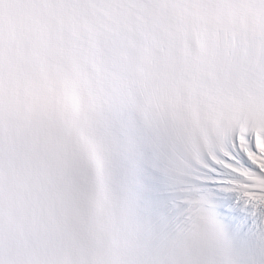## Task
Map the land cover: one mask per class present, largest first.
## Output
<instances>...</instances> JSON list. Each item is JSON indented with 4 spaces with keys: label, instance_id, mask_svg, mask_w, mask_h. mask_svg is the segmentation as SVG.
I'll list each match as a JSON object with an SVG mask.
<instances>
[{
    "label": "snow or ice",
    "instance_id": "snow-or-ice-1",
    "mask_svg": "<svg viewBox=\"0 0 264 264\" xmlns=\"http://www.w3.org/2000/svg\"><path fill=\"white\" fill-rule=\"evenodd\" d=\"M0 264H264V0H0Z\"/></svg>",
    "mask_w": 264,
    "mask_h": 264
}]
</instances>
